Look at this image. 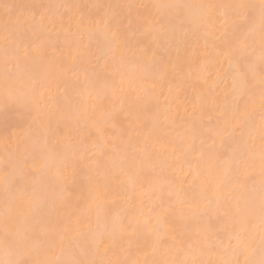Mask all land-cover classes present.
I'll return each instance as SVG.
<instances>
[{"label":"snow or ice","instance_id":"1","mask_svg":"<svg viewBox=\"0 0 264 264\" xmlns=\"http://www.w3.org/2000/svg\"><path fill=\"white\" fill-rule=\"evenodd\" d=\"M0 264H264V0H0Z\"/></svg>","mask_w":264,"mask_h":264}]
</instances>
